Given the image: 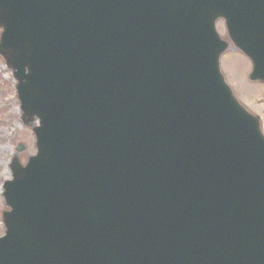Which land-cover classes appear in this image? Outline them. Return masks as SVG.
Listing matches in <instances>:
<instances>
[{
	"label": "water",
	"instance_id": "95a60500",
	"mask_svg": "<svg viewBox=\"0 0 264 264\" xmlns=\"http://www.w3.org/2000/svg\"><path fill=\"white\" fill-rule=\"evenodd\" d=\"M219 16L264 82V0H0L21 121H39L3 185L0 264H125L110 246L264 264V136L219 72Z\"/></svg>",
	"mask_w": 264,
	"mask_h": 264
},
{
	"label": "rangeland",
	"instance_id": "374dc122",
	"mask_svg": "<svg viewBox=\"0 0 264 264\" xmlns=\"http://www.w3.org/2000/svg\"><path fill=\"white\" fill-rule=\"evenodd\" d=\"M216 28L220 36L226 39L222 20L216 21ZM250 69L249 59L234 47L228 48L220 57V70L226 83L238 101L259 115L264 132V84L248 80ZM15 83L10 70L5 67L0 57V235L4 231L1 212L7 209L2 198V184L4 180L10 179L9 164L16 152L15 147L19 143L23 146L22 151L18 153L22 164L29 155L35 153L31 126L36 122H32L31 125L20 122L21 111L15 94Z\"/></svg>",
	"mask_w": 264,
	"mask_h": 264
}]
</instances>
